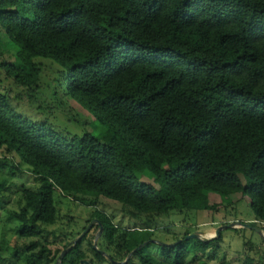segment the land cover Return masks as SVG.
Wrapping results in <instances>:
<instances>
[{
	"label": "trees",
	"instance_id": "16d2710c",
	"mask_svg": "<svg viewBox=\"0 0 264 264\" xmlns=\"http://www.w3.org/2000/svg\"><path fill=\"white\" fill-rule=\"evenodd\" d=\"M0 30L16 47L11 54L0 40V59H14L0 64L11 83L0 93V170L36 182L21 186L19 210L8 212L31 240L21 264H55L62 251L50 246L66 249L85 229L47 240L61 197H91L90 205L102 197L144 222L123 230L97 209L89 215L119 264L214 261L220 237L186 241V232L155 252L147 243L156 219L215 210L209 194H239L264 224V0H0ZM36 59L64 69L54 96L87 110L103 134L67 138L16 113L41 89ZM145 173L155 186L140 180ZM89 234L61 264L87 259ZM91 243L89 262L112 264ZM242 264L264 258L249 254Z\"/></svg>",
	"mask_w": 264,
	"mask_h": 264
},
{
	"label": "rangeland",
	"instance_id": "374dc122",
	"mask_svg": "<svg viewBox=\"0 0 264 264\" xmlns=\"http://www.w3.org/2000/svg\"><path fill=\"white\" fill-rule=\"evenodd\" d=\"M0 40L4 48L11 50L10 52L13 54L16 47L14 48L9 43L1 30ZM1 48L3 49L2 46ZM3 60L14 62V59L3 56L0 59V64ZM36 61L42 67L41 79L38 86L41 89L38 90L35 100L31 103H28L27 97L24 96L23 100H20V104L14 106L16 113L32 123H44L47 129L67 138L81 137L85 134L98 137L103 134L106 128L101 123L96 122L87 110L69 98H62L60 95L54 96V91H57L58 69L62 71L64 69L51 61L40 59H36ZM10 87V81L5 80L3 75L0 74V93L8 91ZM65 88L66 86L62 88L63 90H58V92H65ZM26 94L29 96V93ZM11 95H14L13 90ZM152 179L153 177L147 173L140 177L142 182L154 185ZM2 182H5V186L1 189L0 195L2 201V208L0 209V264H21L23 258L20 256V253L23 251L21 247L23 244L30 243L31 240L22 239L18 236V223L8 217V212L19 210L21 186L25 185L27 188H34L36 182L33 176L26 172L11 174L7 170H0V183ZM208 200L210 205L216 206L215 210L174 212L167 217H162L151 222L148 227L152 229L154 234L152 239L147 242L150 245V251H157L160 245H172L188 232L191 234L202 233L201 238L204 240L214 238L217 234L220 237L215 260L208 264H242L244 257L246 255L249 256V254L255 260L258 257L260 259L261 257L264 258V224L255 220L248 200L239 194L232 195L225 200H221L215 194H209ZM85 201L91 202L93 198L83 197L76 201L69 198H58V219L54 225L45 227L46 232L50 233L47 236L49 242L52 243L54 241L53 236L59 234L69 237L71 233L72 239L75 238L82 231L83 227L85 229L88 227L87 221L89 215L95 209L109 217L113 224L120 229L146 227L143 224L144 222L135 220L122 212L121 205L117 202L102 197L98 198L93 205ZM231 225H238V227L220 230L223 227ZM245 225L259 230L260 234L244 228L243 226ZM93 227L89 231L88 240L82 243L81 247V252H85L87 255V259H85L87 261L93 257L89 252V245L87 243H93L98 234V230H95V226ZM100 236L96 241V251L104 252L105 248L102 239L99 240ZM74 241L75 239L71 243ZM64 245H67V242H64ZM64 245L58 243L52 244L50 247L52 251L60 250L63 252L65 250L63 248ZM251 250L255 251L251 253ZM15 251L18 252L16 256L14 255ZM110 254V252H106L108 257ZM134 264H138L137 261H134Z\"/></svg>",
	"mask_w": 264,
	"mask_h": 264
},
{
	"label": "water",
	"instance_id": "95a60500",
	"mask_svg": "<svg viewBox=\"0 0 264 264\" xmlns=\"http://www.w3.org/2000/svg\"><path fill=\"white\" fill-rule=\"evenodd\" d=\"M95 225H97L98 226V234H97V236H96V238L94 239V241H93V245H92V247H93V249H95L96 250V241H97V238L102 234V227H101V225H100V223L98 222V221H92L89 225H88V227H86V229L83 231V233L81 234V235H79L78 237H77V239H75V241L73 242V243H71V245L69 246V247H67L61 254H60V257H59V260L56 262V264H61L62 263V259L64 258V256L66 255V253L71 249V248H73L75 245H76V243H78L85 235H87L88 233H89V231L91 230V228L93 227V226H95ZM236 227H238V225H231V226H229V227H223V228H221L220 230H223V229H227V228H236ZM244 228H246V229H250V230H253V231H256L257 233H259L260 234V231L259 230H257V229H255V228H251L250 226H248V225H245V226H243ZM201 234L202 233H193V234H191V235H189L188 237H186V241H188V240H200V241H211V240H215V239H218V234L214 237V238H210V239H208V240H204V239H202L201 238ZM141 246H139V247H137L136 248V250H138L139 248H140ZM98 253H100V255H102L103 257H105L108 261H110L112 264H119V263H116V262H114V261H112L104 252H100V251H97ZM129 259V257L126 259V261ZM125 261V262H126ZM124 262V263H125ZM79 264H91L89 261H87V260H82V261H80V263Z\"/></svg>",
	"mask_w": 264,
	"mask_h": 264
},
{
	"label": "flooded vegetation",
	"instance_id": "af4514ba",
	"mask_svg": "<svg viewBox=\"0 0 264 264\" xmlns=\"http://www.w3.org/2000/svg\"><path fill=\"white\" fill-rule=\"evenodd\" d=\"M94 221H97V220H94Z\"/></svg>",
	"mask_w": 264,
	"mask_h": 264
}]
</instances>
